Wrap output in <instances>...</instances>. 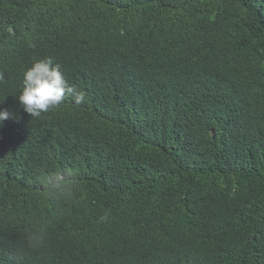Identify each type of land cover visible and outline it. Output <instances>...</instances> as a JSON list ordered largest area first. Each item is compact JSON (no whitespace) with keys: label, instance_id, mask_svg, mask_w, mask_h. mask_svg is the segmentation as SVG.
Returning a JSON list of instances; mask_svg holds the SVG:
<instances>
[{"label":"trees","instance_id":"trees-1","mask_svg":"<svg viewBox=\"0 0 264 264\" xmlns=\"http://www.w3.org/2000/svg\"><path fill=\"white\" fill-rule=\"evenodd\" d=\"M46 57L86 100L32 118ZM0 74V264H264V0H0Z\"/></svg>","mask_w":264,"mask_h":264},{"label":"clouds","instance_id":"clouds-1","mask_svg":"<svg viewBox=\"0 0 264 264\" xmlns=\"http://www.w3.org/2000/svg\"><path fill=\"white\" fill-rule=\"evenodd\" d=\"M0 79L3 75L0 74ZM66 96H73L76 103H83L86 94L77 91L68 83L62 67L51 57L35 60L23 74V88L18 99L24 110L32 118L40 117L42 113L63 103ZM8 109H0V122L11 116ZM71 173L58 171L47 178L48 195L51 199L74 198L75 185L70 180ZM46 244V233L41 227L25 229L21 248L13 256V264H23V254L26 250H37Z\"/></svg>","mask_w":264,"mask_h":264}]
</instances>
